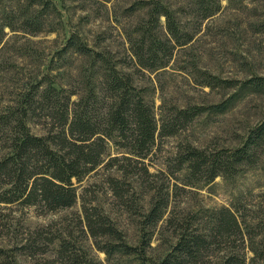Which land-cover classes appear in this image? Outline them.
Returning a JSON list of instances; mask_svg holds the SVG:
<instances>
[{"label": "rangeland", "instance_id": "1", "mask_svg": "<svg viewBox=\"0 0 264 264\" xmlns=\"http://www.w3.org/2000/svg\"><path fill=\"white\" fill-rule=\"evenodd\" d=\"M164 12L177 25L179 40L168 31ZM72 36L130 77L158 118L225 101L228 108L202 113L175 135L158 139L145 161L154 177L137 176L143 174L137 159L123 162L127 176L108 167L109 157L123 152L111 143L106 162L76 184L79 200L72 208L51 213L0 205V264H158L177 242L178 225L202 227L209 222L207 211L224 207L254 237L250 244L247 234V264H264L250 261L252 247L264 255V140L252 147V164L209 185L185 188L186 172L177 158L188 146L209 153L242 148L264 122V92L242 87L264 78V0H0V114L15 110L38 86L42 94L52 86L79 95L87 85L94 87L103 63L67 48ZM156 43L165 50L157 61H147ZM142 63L164 66L150 69ZM213 79L236 84L228 88ZM98 102L94 114L100 115L105 105ZM40 110L26 124L44 136L47 123ZM111 180L118 181L121 198ZM151 182L171 185L170 207L155 225L142 216L152 207ZM85 209L109 220L127 246L142 252L143 240L150 244L142 255L108 256L102 247L121 242L93 238ZM231 248L212 250L197 264H219L227 253L243 250Z\"/></svg>", "mask_w": 264, "mask_h": 264}, {"label": "trees", "instance_id": "2", "mask_svg": "<svg viewBox=\"0 0 264 264\" xmlns=\"http://www.w3.org/2000/svg\"><path fill=\"white\" fill-rule=\"evenodd\" d=\"M164 15L168 20V31L179 40L177 25L171 21L168 12H164ZM67 48L82 56L99 58L103 63L98 72L100 76L96 78L94 87L87 85L86 93L80 95L75 90L57 92L52 86L42 94L38 86L19 101L15 110L0 114V205L21 209L39 207L51 213L72 208L79 200L76 184L106 162L111 143L123 152L121 156L109 157L108 167H114L127 176L129 166L123 162L137 159L141 164L139 171L143 173H136L137 176L142 179L154 177L145 161L153 155L158 139L175 135L202 113H223L228 108V101H225L211 107L181 110L174 117L158 118L154 105L133 86L130 77L120 74L116 66L104 59L101 53L93 52L78 36L69 39ZM163 48L156 43L147 61H157L158 53ZM142 64L150 69L164 66L163 63L159 66L156 63ZM212 82L218 81L213 79ZM218 84L230 88L236 83L221 81ZM242 87L264 92V78L250 79ZM74 96H77L76 100ZM99 99L105 107L104 112L97 115L94 109ZM40 109L43 112L40 115L47 123L44 136L33 134L26 124L27 119L36 116ZM263 140L264 122L251 132L245 146L236 150L209 153L188 146L177 157L180 171L186 172L185 179L188 181L184 184L185 188H193L201 182L209 185L218 177H231L241 172L240 165L254 161L252 147ZM111 183L121 198L123 192L117 187L118 181L111 180ZM151 184L155 185L151 187V191L155 192L152 207L142 216L146 224L155 225L168 212L171 185ZM204 217L209 222L202 227H194L190 223L178 225L180 233L177 242L158 264H197L203 257H209L212 250H228L229 245L232 247L230 250L236 247H243V250L227 253L221 257L219 264H247L245 249L248 248V233L236 213L224 207L209 210ZM84 221L93 238L103 237L121 242L102 247L108 256L115 253L142 255L150 244L149 240H143L142 252L127 246L121 233L107 222L109 220L101 215H93L88 209H85ZM248 238L251 244L254 237L248 234ZM61 247L62 250L65 248L63 245ZM252 250L254 257L250 261L264 260V255L258 249L252 247Z\"/></svg>", "mask_w": 264, "mask_h": 264}]
</instances>
